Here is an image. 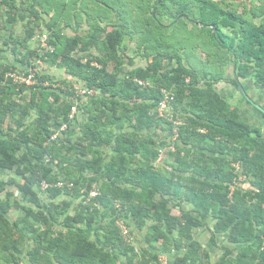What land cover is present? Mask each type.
I'll use <instances>...</instances> for the list:
<instances>
[{"label": "trees", "instance_id": "1", "mask_svg": "<svg viewBox=\"0 0 264 264\" xmlns=\"http://www.w3.org/2000/svg\"><path fill=\"white\" fill-rule=\"evenodd\" d=\"M22 2L0 0V264H118L112 252L133 251L121 227L148 221L180 227L188 249L177 264H203L191 230L207 218L245 245L222 264H264V133L221 89L245 100L239 86L249 96L250 81L264 94V0ZM21 10L30 17L20 36ZM84 17L86 35L66 33ZM44 35L47 47L33 49ZM40 62L71 80L37 71ZM171 201L193 208L174 216Z\"/></svg>", "mask_w": 264, "mask_h": 264}, {"label": "crops", "instance_id": "2", "mask_svg": "<svg viewBox=\"0 0 264 264\" xmlns=\"http://www.w3.org/2000/svg\"><path fill=\"white\" fill-rule=\"evenodd\" d=\"M16 1L19 4L20 8L26 7L25 4L22 2V0H16ZM23 10L17 13L18 22L14 27V31H16V33L20 36L22 35V33L19 34V29H18L19 25L22 24L23 27V25L27 22V19L30 17V14H28V12H24ZM86 18L87 17H84V19H82L81 22L78 21V23H75L71 29H67L66 33L69 34L70 36H73L75 34L86 35L87 32L89 31V26L86 23L87 20ZM5 20H6V7H3L0 12V25L2 27L5 25ZM3 63H6V61L2 62V64ZM6 64H15L18 65L19 67L21 66L18 62H16V59L11 56L8 57V62ZM35 64L36 63H34V65ZM40 64L42 67H39L38 63L37 66L35 65L36 68L39 69V71L49 72L48 71L49 69L44 64V62L43 63L40 62ZM60 73H62L63 76H65V79L57 78V80L60 81L71 80L64 71H60ZM82 85L84 84L80 83L77 89L78 88L81 89ZM62 87L66 88L65 85L64 86L62 85ZM76 93L78 94V91ZM262 118L264 117L262 116ZM257 122H259V120ZM163 134L164 133L162 132L159 133L160 137L162 136V139H164ZM166 158L167 155L165 153H162L158 161L160 167L162 166L165 167L167 161ZM237 166H239L240 168V165ZM240 176H243L242 171L240 172ZM240 183H244L243 186L245 188L250 187V183L248 179L245 177L241 178ZM176 204L177 202H173V201L169 203V207L172 209L171 211L174 216H179L183 210L187 211L193 208V206H191L188 203L182 204L181 207L177 206ZM193 215L198 217L197 213H193ZM17 216H19V213L17 212L13 213L14 219ZM153 225H154L153 221H148L144 227H138L135 222L132 223L131 227H129V231L131 232L129 245L132 246L133 251L128 255H118L117 253L112 252L113 254L118 256V264H177L176 262L177 258L184 256L188 249L187 240L180 239V227H175L171 229V227L168 226L153 227ZM216 229L217 227H215V220H213L212 218H207L202 225H200L199 227H193L191 230L192 241L198 243L202 247L203 251H205L207 254V256L204 254V257L205 259L208 260L203 264H222V262H224V257L228 253H231L230 257L232 258V260L235 261L239 253L245 248V245L237 244L233 242V240L231 239L230 231L217 232ZM169 231L170 233H168ZM164 233L168 234L167 239L162 238V234ZM225 260L227 261L228 259ZM193 264H202V263L194 262Z\"/></svg>", "mask_w": 264, "mask_h": 264}, {"label": "rangeland", "instance_id": "3", "mask_svg": "<svg viewBox=\"0 0 264 264\" xmlns=\"http://www.w3.org/2000/svg\"><path fill=\"white\" fill-rule=\"evenodd\" d=\"M91 3L92 2H89V5H91ZM90 7H91L90 14L93 11L96 12V14L97 13H99V14L104 13V11L101 10L99 8V6H97V5H93L92 4ZM242 8H241V10H242ZM78 13L80 15H83L84 16V14H82L80 10H79ZM96 16H99V15H96ZM119 20H120V17H117L116 16L114 18V21L115 22L116 21L119 22ZM163 22L167 23V21L165 19L163 20ZM24 26H25V24L23 25V27H22V24L19 25V28H18L19 29V34L20 33H22V34L24 33V29H25ZM181 27H183V24L181 25ZM180 33L183 34L182 32H180ZM180 36H182V35H180ZM229 37L232 38L231 35H229ZM182 39H184V38H182ZM39 43H41L40 39L39 40L37 39V41L36 40L33 41L32 42V47L36 49L37 48V45L39 46ZM136 46L137 45L135 44V42H133L132 44H130V47H131L132 50H135L136 49ZM145 64H146L145 61L140 60V59H137V65L143 66ZM38 65H39V67H42L40 63H38ZM36 69H37V71H39L38 68H36ZM49 71L51 72V75H53L54 77H56L58 79H65V76H63L62 73L58 72V70L56 68H54L53 70L50 69ZM232 73H233V69L231 70L229 68L228 74L229 75H232ZM244 84L247 86V91H248V94H249L250 98H253V100L255 102H257V105H259L260 107H263L264 108V94H260L259 91L254 87V85H253L252 82L249 81V82H246ZM227 86L228 85H226L224 83V84H222L221 87H223V88H221V89L224 91V94L226 96H233V94H234L235 97L233 99H231V102H232V104L237 105V106H239L241 108V111H242L241 116H242L243 120H245L246 122H248V123H250V124H252L254 126L257 125L258 127L262 128V130L264 132V118H262L260 112L255 108L254 104L251 101H248L247 98L245 100H243L241 98L239 92H237V91L235 92V90H234L233 87H227ZM258 120H259V122H257ZM171 150H173V148H171Z\"/></svg>", "mask_w": 264, "mask_h": 264}, {"label": "built area", "instance_id": "4", "mask_svg": "<svg viewBox=\"0 0 264 264\" xmlns=\"http://www.w3.org/2000/svg\"><path fill=\"white\" fill-rule=\"evenodd\" d=\"M40 41H41V45L43 47H47L48 37L46 35L42 36L41 39H40ZM10 78H12L15 81V83L16 82H19V83L20 82H23V83H26L27 85H33L34 84L33 76L32 75L29 76V78H24V77L21 78V77H18L16 73H11L10 74ZM78 94L79 95H85L86 94V90H83V88H82L80 91H78ZM173 99H174V97H172V96H169V95L166 96V99L159 106V110L158 111L161 113V115H164V113L167 110H169L170 105H171ZM77 112H78L77 105H75L72 108V111L70 113V118L71 119H74L75 116H76V114H77ZM176 124L178 126V125H180L182 123L179 122V121H177ZM65 130H66V126H64L63 129H61V131H65ZM174 135H175V137H174L175 140H177L179 138L178 128L175 129ZM58 136H59V133L55 134L51 138V140L52 141L58 140ZM237 167L239 168V166H237ZM42 186H43V188H47L48 187V185L46 183H42ZM58 186L62 187L63 185H62V183H60ZM71 186L72 185H70V187ZM96 196H98V191L97 190L91 192V197H96ZM120 225H122V223H120ZM121 228H122V231H123V234L124 235H126V236H129L130 235V231H129L128 228H126V227H121Z\"/></svg>", "mask_w": 264, "mask_h": 264}, {"label": "water", "instance_id": "5", "mask_svg": "<svg viewBox=\"0 0 264 264\" xmlns=\"http://www.w3.org/2000/svg\"><path fill=\"white\" fill-rule=\"evenodd\" d=\"M239 88H240V91L244 94V96L248 99V101H251L253 104H254V106L258 109V110H260L262 113H264V109L262 108V107H260L259 105H257V104H255L252 100H251V98L247 95V93L245 92V89L243 88V86H239Z\"/></svg>", "mask_w": 264, "mask_h": 264}]
</instances>
